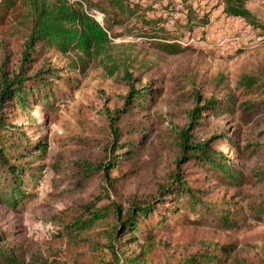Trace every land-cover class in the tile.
Returning a JSON list of instances; mask_svg holds the SVG:
<instances>
[{
  "label": "rangeland",
  "instance_id": "obj_1",
  "mask_svg": "<svg viewBox=\"0 0 264 264\" xmlns=\"http://www.w3.org/2000/svg\"><path fill=\"white\" fill-rule=\"evenodd\" d=\"M139 1L143 6L150 2ZM167 1L154 2L152 15L159 17L164 33L173 35L168 40L143 36L134 19L110 33L113 53L132 60L128 70L134 88L147 87L138 102L130 101L121 72L111 75L99 60L81 72L71 68L68 56L47 50L36 67L57 69L35 89L25 110L19 104L8 109L10 122L21 125L23 143L31 142L30 152L39 155L37 143L46 145L40 160H28V172L36 173L22 186L26 198L12 207L0 205V229L9 233L10 244L18 247L25 262L43 257L74 264L78 251L55 237L58 227L53 218L60 210L95 197H101L100 204L114 201L124 207L132 197L151 198L181 157L175 133L183 126L199 138L217 133L230 137L211 146L226 157V170L234 180L225 183L221 177L227 173L215 164L198 168L183 156L178 165L188 167L187 179L193 185H198L196 177L209 176L215 191L208 201L223 195L232 199L235 226L225 232L199 229L171 213L167 227L158 233L160 243L147 262L137 264L173 263L195 252L203 240L235 242L239 256L251 262L264 256V34L240 18L226 16L218 0H187L195 11L193 21H200L188 28L180 1L162 8ZM247 7L260 18L264 14V0H249ZM157 41L175 43L180 51L165 53ZM0 43L1 69L17 48V34L5 29ZM246 75L260 78L254 93L240 84ZM196 94L227 104L205 107L197 126L188 118ZM114 115H122L123 138L136 139V128H144L146 135L130 157L119 160L120 168L112 170L110 177L116 180H107L101 166L121 153L109 127ZM86 167L91 169L88 175L83 174ZM139 249L138 244H121L120 264ZM103 257L108 261L110 254Z\"/></svg>",
  "mask_w": 264,
  "mask_h": 264
},
{
  "label": "trees",
  "instance_id": "obj_2",
  "mask_svg": "<svg viewBox=\"0 0 264 264\" xmlns=\"http://www.w3.org/2000/svg\"><path fill=\"white\" fill-rule=\"evenodd\" d=\"M158 1L162 0H150L148 5L143 6L139 0H0V33L7 29L17 34V48L12 58L8 57L0 69V205L12 207L26 198L22 186L27 178L34 177L36 173L35 169L33 173L28 172V160L31 157L40 160L46 148L45 143L41 142L35 147L39 155L30 152L32 144L29 139L23 143L21 125L12 124L8 115V109L17 104L25 110L35 89L43 87L46 75L57 69L54 65L37 68L42 54L49 50L66 55L70 58L71 68L81 72L91 62L99 60L111 75L121 72L120 77L128 86V96L132 98L130 101L138 102L147 93V87L134 88V79L128 70L131 59L113 53L110 33L115 26H126L134 19V23H139V32L143 36L168 40L173 35L164 33L159 17L152 15L155 11L153 3ZM172 1L162 4V8L168 9ZM179 1L188 28L198 25L200 21H193V5L187 0ZM248 2L218 0L226 16L240 18L246 25L264 34V14L258 17L247 7ZM92 11L103 14L102 25L94 18ZM144 28L148 31H144ZM155 44L165 53L180 51V46L175 43L157 41ZM259 79L246 75L240 84L248 93H254L259 88ZM194 101L196 105L188 111V118L197 126L203 121L201 112L205 107L227 104L222 99H203L199 94L194 96ZM201 102L203 104L199 105ZM121 118L122 115L110 116L113 142L121 153H117L118 157L112 162L101 166L107 180H116L110 177L112 170L120 168L119 160L130 157L146 135L144 128H136L139 133L136 139L123 138L119 124ZM222 137L230 140L226 133L199 138L185 126L175 133L181 157L185 156V161L192 162L198 168L215 164L223 173H227L221 177L226 183L235 177L226 170V157L211 146ZM228 143L231 144V141ZM116 148H113L110 156H114ZM181 157L177 159L175 169L157 185L156 193L151 198L132 197L124 207L114 201L100 204L101 197H95L60 210L53 218L58 227L55 237L65 239L78 251L74 264H120L117 249L121 244L132 243L140 246L139 252L127 255L124 263L147 262L148 255L160 243L159 231L167 227L169 215L174 212L181 217L182 223L195 225L199 229L225 232L234 228L232 199L223 195L208 201L207 198L213 196L215 191L209 186V176L196 177L194 182L198 185L191 184L187 179L188 167L184 163L180 167L178 165ZM90 170V167H86L83 174L88 175ZM78 187L83 185L80 183ZM105 252L110 254L108 261L103 257ZM56 261L36 257L25 262L18 247L10 244L9 233L0 229V264H58ZM170 264H264V256L257 262H251L239 256L235 242L203 240L199 241L195 252Z\"/></svg>",
  "mask_w": 264,
  "mask_h": 264
},
{
  "label": "built area",
  "instance_id": "obj_3",
  "mask_svg": "<svg viewBox=\"0 0 264 264\" xmlns=\"http://www.w3.org/2000/svg\"><path fill=\"white\" fill-rule=\"evenodd\" d=\"M93 12V16L94 18L98 21V22H101L102 20V14L97 12V11H92Z\"/></svg>",
  "mask_w": 264,
  "mask_h": 264
}]
</instances>
